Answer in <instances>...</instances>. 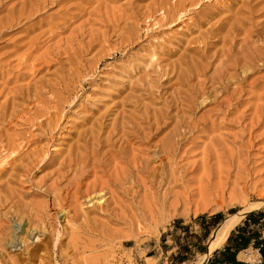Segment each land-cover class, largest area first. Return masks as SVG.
I'll use <instances>...</instances> for the list:
<instances>
[{
    "label": "rangeland",
    "instance_id": "obj_1",
    "mask_svg": "<svg viewBox=\"0 0 264 264\" xmlns=\"http://www.w3.org/2000/svg\"><path fill=\"white\" fill-rule=\"evenodd\" d=\"M263 44L264 0H0V264H205L264 202Z\"/></svg>",
    "mask_w": 264,
    "mask_h": 264
},
{
    "label": "bare ground",
    "instance_id": "obj_2",
    "mask_svg": "<svg viewBox=\"0 0 264 264\" xmlns=\"http://www.w3.org/2000/svg\"><path fill=\"white\" fill-rule=\"evenodd\" d=\"M236 30L237 29H235V30H233L231 32L232 42L235 40V38L238 35V31H236ZM235 33H236V35H235ZM247 38H248V35L245 36V39L242 40V43H245ZM229 46L232 47L231 45H229ZM248 50H250V49H248ZM242 51L243 50H241L239 52H242ZM251 53H253V52H251ZM241 54L243 55V53H241ZM245 54L248 55L249 52H246ZM242 55H240L239 57L241 58ZM249 55L251 56V54H249ZM231 56H229V57H231ZM234 56L236 58V55H234ZM253 57H254V55H253ZM253 57L251 56L250 58H248V60H246V59H244L242 57L244 59L243 60L244 65L241 67V71H242L243 74L245 72L249 71L250 68L252 67V65H253L252 59H253ZM237 58H238V56H237ZM240 58H238V59L240 60ZM242 58H241V60H242ZM262 58L264 59V57H262ZM234 66L239 67L238 65H236V63H235ZM135 161H137V160L136 159L134 160V158H132L131 159V162L128 163V164H127V161H126L127 166L128 165L131 166L130 169H129V171H128V169H126V168L124 169L123 168L120 171V175L119 174L117 175V173H116L115 176H121L122 175V176H125V177H122L121 176L122 178H126L127 177V174L128 175H131L132 169L136 170L138 173H140V172L142 173V170L145 169L144 168V165H142L141 163L138 164ZM248 201L249 200H247L246 196H244L242 192L241 193H238L236 196L230 197L228 204L229 205L237 204L238 206L241 207V209L239 211H237L236 213H234L233 215H230L228 218H226L225 220H223L221 222V224L218 226V228H217L218 230L216 231V233L213 236L212 240L207 245L208 246V252L201 259H204V258L209 257L214 251H216L217 249L222 248L224 246V243L226 242L228 236L230 235V233L233 231V229H235L234 227H236L239 224V222L244 218V216L246 214H248L251 211H256V210H259L262 207H264V202H250V201L248 202ZM89 202H92V199ZM96 203H98V207H101V205H104L105 204L104 195H99L97 197V200L95 201V204ZM244 258L245 259H248L246 261L256 262L255 260L257 258V254L254 255V252L251 250L250 252H247L246 254H244Z\"/></svg>",
    "mask_w": 264,
    "mask_h": 264
},
{
    "label": "trees",
    "instance_id": "obj_3",
    "mask_svg": "<svg viewBox=\"0 0 264 264\" xmlns=\"http://www.w3.org/2000/svg\"><path fill=\"white\" fill-rule=\"evenodd\" d=\"M220 214H216L215 217L219 216ZM251 214H249L247 217L249 218ZM231 234V233H230ZM251 235V234H250ZM250 235L246 236V234L244 233V235H241L238 237V242H236L235 244H233V241H232V245H233V248L231 249L230 247H227V245L225 246V250L224 251H221L219 249H217L216 251H214L212 253V259H210L208 261L207 264H223L222 262L226 263V264H245V263H242V262H239V261H236V255L237 253L240 251V250H243V249H246L249 247V243H250ZM229 237V236H228ZM254 246H256V240L258 238V236H254ZM232 238L229 237L227 238V244L229 245L230 242H231ZM257 247V246H256ZM189 252V250H184V253H187ZM263 258H264V251L261 252ZM217 255L219 256V258L221 259V256H222V259L220 261V263L218 262V260H216V257ZM186 260V257H180L178 259V262L179 264L183 263L184 261Z\"/></svg>",
    "mask_w": 264,
    "mask_h": 264
},
{
    "label": "crops",
    "instance_id": "obj_4",
    "mask_svg": "<svg viewBox=\"0 0 264 264\" xmlns=\"http://www.w3.org/2000/svg\"><path fill=\"white\" fill-rule=\"evenodd\" d=\"M248 216V215H247ZM247 216H245L244 217V221H243V223H241L240 225H249V224H264V222H260V220H261V218H263L264 216H262V217H253V218H250V216H249V218L247 217ZM257 219V220H256ZM241 235H244V229H240L239 227L236 229H234L233 230V232H231V234L229 235V237H231L232 238V240H231V242H230V244L228 245L227 244V240H226V242L224 243V245L226 246L227 245V247H230L231 249L233 248V245H232V241H233V244H235L236 242H238V237L239 236H241ZM228 237V238H229ZM261 241V238L258 236V238H257V240H256V246H257V248L258 247H260L261 245L263 246V248H262V250H261V252L262 251H264V242H260ZM250 242H252V243H249V244H253V242H254V237H252V239H250ZM254 245V244H253ZM225 246H223L222 248H220L219 250H221V251H224L225 250ZM250 246V245H249ZM255 246V247H256ZM247 249V248H246ZM243 249V250H240L238 253H237V255H236V261H245V262H247V263H253V262H249V261H246V259H244V254H246L247 252H250L251 250L253 251V249L252 248H249V249ZM245 250V251H244ZM254 252V251H253ZM254 255H255V253H254ZM213 257H212V254L209 256V257H207L205 260V264H207L208 263V261L210 260V259H212ZM221 259H222V256H221ZM221 259L219 258V256L217 255V257H216V260H218V262L220 263V261H221ZM239 261V262H240ZM264 261V260H263ZM223 264H226V263H224V262H222Z\"/></svg>",
    "mask_w": 264,
    "mask_h": 264
},
{
    "label": "built area",
    "instance_id": "obj_5",
    "mask_svg": "<svg viewBox=\"0 0 264 264\" xmlns=\"http://www.w3.org/2000/svg\"><path fill=\"white\" fill-rule=\"evenodd\" d=\"M260 222H264V217L261 218ZM250 248L253 249L254 253L257 254V258H256V262H253L251 264H264V261L262 259V254H261V250L263 248V246L261 245L260 247H255L253 244H251ZM249 249V248H248ZM247 250V249H246ZM245 251V250H244ZM240 261V260H239ZM242 263H245V264H250V263H247L245 261H240Z\"/></svg>",
    "mask_w": 264,
    "mask_h": 264
}]
</instances>
